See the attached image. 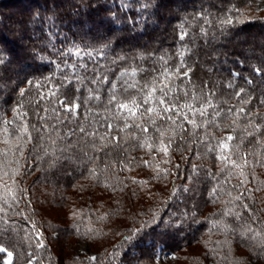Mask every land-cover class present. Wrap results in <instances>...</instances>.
Returning a JSON list of instances; mask_svg holds the SVG:
<instances>
[{
	"label": "trees",
	"instance_id": "obj_1",
	"mask_svg": "<svg viewBox=\"0 0 264 264\" xmlns=\"http://www.w3.org/2000/svg\"><path fill=\"white\" fill-rule=\"evenodd\" d=\"M256 1L0 0V264L8 252L12 264H264ZM125 69L138 72L128 83L167 84L178 109L216 107L182 109L198 127L141 118L148 105L125 116L108 103L140 99Z\"/></svg>",
	"mask_w": 264,
	"mask_h": 264
},
{
	"label": "snow or ice",
	"instance_id": "obj_2",
	"mask_svg": "<svg viewBox=\"0 0 264 264\" xmlns=\"http://www.w3.org/2000/svg\"><path fill=\"white\" fill-rule=\"evenodd\" d=\"M230 20H225V21H221L222 24L225 23H230ZM181 39H183V35L181 36ZM76 55H80V52L78 51L76 53ZM120 59H123V57H121ZM113 63H115V61H113ZM185 65L183 64V62H181L180 67H184ZM174 71L178 72L179 68L175 69ZM121 81L124 85L123 87V91L124 92H128V90L134 89L138 94L142 93L141 97L139 100H137L135 95L132 96H128V97H123L118 99L117 95L115 94V92H113V94L109 97L108 103L112 104L115 108L121 110L122 114L125 116H132V117H136L137 112L141 109L142 105H148V107H146L143 112L141 113V118L143 117V115L145 114H155L156 116H159L160 119H164L165 117H167V119L172 120L173 117L171 115H168V113H175L176 116H183L184 120L192 125V127H198V125L195 124V122L193 120H189L188 119V112H184L182 111V109L184 107H187L189 109V111L192 112V115H196L197 113L200 116H204L207 112V108L208 107H212L215 108L216 105H214L212 103L211 97H209L205 102H202L200 104L199 108L193 109L191 104H186V105H180V108L178 109L176 107V101L169 97L168 93L172 92L173 89L168 87L167 84H163V85H159L156 84L154 82H146L144 83L142 86L139 85V82L136 81L134 83H128L127 82V77L131 76V77H136L138 75V72L136 69H132L131 72H129L128 69H125L121 72ZM185 75H187V72H185ZM161 79H167V76L165 75V73H161ZM104 80H107V77H104ZM93 83H95V81H93ZM232 85H229V87H231ZM113 89H115V85L112 86ZM91 91V90H90ZM243 89H240L237 93L236 96L239 97L240 94L243 92ZM157 92L159 93L157 95ZM185 96H188L189 94L187 92L184 93ZM53 95H55V93H53ZM211 95H215V93L213 92ZM245 96L247 97V94L245 93ZM96 99H98L99 97H95ZM200 97L193 94L191 96V100L196 101L199 100ZM250 97H247L243 100H241V104L246 105L250 102ZM60 103L64 106L66 111L72 112L75 111V109H77L79 107L78 104L73 103L70 107L68 105L64 104V101H60ZM260 104L264 105V100H261L259 102ZM232 110L229 109V112H231ZM218 114V113H217ZM237 115H244L245 119H249L252 117V112L251 110H249L247 113L245 112V108L244 107H240L236 113ZM149 120L151 123L155 124V119L152 118V116H149ZM131 125H128L127 123H125V127H129ZM109 128H111V125H108ZM135 127H141L140 124H136ZM142 130L144 132H147L148 129L147 127H143ZM81 132H84L83 128H80ZM255 131L259 132L260 131V125L257 124L255 125ZM87 135L89 136H96V133H87ZM249 135H252V133H249ZM99 139L101 141H103L105 139V137L101 136L99 137ZM113 140L117 139L116 137L112 138ZM232 137L229 136L227 137V140H231ZM149 150H151V145H148ZM226 147V145H225ZM160 151H164L165 153L167 152V146H162L160 149ZM61 151H63V149H61ZM219 159H226V157H218ZM147 163V162H145ZM233 167H238V165H236L235 161H231ZM166 171V170H165ZM241 175H244L243 172L240 173ZM215 192V189L213 190V193ZM249 232L253 233V236H259L261 235L260 233L255 232L253 229L249 228L248 229ZM41 247L43 246V244L41 243L40 245ZM261 246L264 247V237H262V241H261ZM6 251L4 248L0 247V252ZM31 255V254H29ZM8 256L11 257L12 253L8 252ZM29 264H31V261L29 262Z\"/></svg>",
	"mask_w": 264,
	"mask_h": 264
},
{
	"label": "rangeland",
	"instance_id": "obj_3",
	"mask_svg": "<svg viewBox=\"0 0 264 264\" xmlns=\"http://www.w3.org/2000/svg\"><path fill=\"white\" fill-rule=\"evenodd\" d=\"M263 7H264V0H257L256 3H255V10H258L260 8H261L260 10H262ZM78 249H79V251L85 252V253L89 254L90 256H94V253L93 252L95 250H93V249L91 250V247L85 241H79L78 242ZM172 258L173 257L170 254H164V255H162L159 258V260H160V262H164V261L170 260ZM5 264H12L11 263V257H8L6 259Z\"/></svg>",
	"mask_w": 264,
	"mask_h": 264
}]
</instances>
